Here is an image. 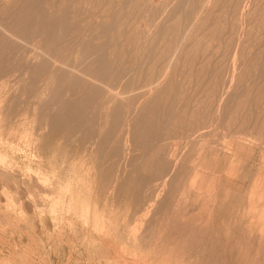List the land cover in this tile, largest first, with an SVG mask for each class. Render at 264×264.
Here are the masks:
<instances>
[{
	"label": "bare ground",
	"instance_id": "6f19581e",
	"mask_svg": "<svg viewBox=\"0 0 264 264\" xmlns=\"http://www.w3.org/2000/svg\"><path fill=\"white\" fill-rule=\"evenodd\" d=\"M130 1L0 0V217L5 221L0 231L15 239L11 228L16 223L11 227L8 220L13 222L14 215L23 214L22 207L15 212L16 207L4 203L5 188H14L9 183L17 172L9 154L24 147L31 156L46 159L49 150L56 149L62 154L57 158L65 162L75 131L68 130V125L64 131L59 124L52 125L69 114L65 109L71 113L70 108H84L95 119L74 111L80 115L75 128L82 134H76L75 153H69L77 155L76 160L72 155L68 161L69 165L76 161L71 164L78 177L74 178L77 193L74 187L76 195H68L72 191L67 194L66 185L62 189L69 197L59 190L63 197L57 206L66 212L67 220L73 218L70 213L75 220L79 217L85 229L82 233L93 243L92 251L106 257L102 260L112 259L114 264H264V0H133L132 11L127 5ZM178 6L187 12L182 9V15ZM96 61L100 66L94 69ZM242 81L250 88L256 86L250 99L259 104L254 101L258 112L257 121L253 120L259 125L236 126L230 121L229 126H215ZM70 91L76 96L71 94V98ZM243 92L242 102L248 101V106L252 101L245 99L251 94ZM62 93H68L72 101L63 99L66 94ZM17 95L28 102L15 112ZM50 109L57 112L55 118ZM156 114L166 119L163 126H159L162 119L156 122L159 116L154 121L158 126H152ZM210 116L209 122L215 125L206 126ZM49 124L62 131L56 133L57 140L73 138L67 149L66 142L62 146L56 137H46L42 130ZM14 138L19 141L16 149ZM49 158L51 165L53 157ZM52 165L50 171L56 167ZM61 169L57 168L65 171ZM32 175L24 179L40 187L43 195L55 189L43 182L45 177ZM25 202L28 211L31 201ZM37 205L40 210L42 205ZM55 207L47 208H51L47 215ZM16 219L20 228L22 220ZM46 226L44 232L50 228L45 231Z\"/></svg>",
	"mask_w": 264,
	"mask_h": 264
},
{
	"label": "rangeland",
	"instance_id": "374dc122",
	"mask_svg": "<svg viewBox=\"0 0 264 264\" xmlns=\"http://www.w3.org/2000/svg\"><path fill=\"white\" fill-rule=\"evenodd\" d=\"M133 3H134V1L131 0L127 5L130 4V8H132V7H133ZM177 8H180V9H177ZM177 8H176L177 11H178V10H179V11L181 10V12H182V9H183V11H185V13L187 12V9L184 10V6H182V8H181L180 6H178ZM176 9H175V10H176ZM132 10H133V8L131 9V11H132ZM177 11H176V12H177ZM179 11H178V12H179ZM179 13H180V12H179ZM185 13L182 12V15L185 14ZM259 34L261 35L262 33L260 32ZM99 64H100V62H99ZM99 64H98V62L96 61L95 64H93L94 66H92V67H93L94 69H96V68H98L97 65H99ZM99 66H100V65H99ZM14 68H18L17 65H16V63H14ZM241 83H244V81L240 82L239 85H241ZM259 83H261V81H260ZM246 85L249 86V87H247ZM246 85H245V83H244V84H242L241 86H238L239 88L237 89V92H236V89H235V90H234L235 93L232 95V98H233V99H231V97H230L229 100H230V99H231V100L226 102L227 104L230 105L231 108H230V107H227L228 109H229V108H230V109H229V110L227 109V112H226L225 116L222 118V121H220L221 123L218 122V123H216V125H215V122H214V121H213V123H210V122H209V118H211V116H210V117L206 118V122H207V123H206V126H207V125H209V126H212V125L220 126V125H222V124H224V126H227L228 124L230 125L231 123H235V125H236V123H240V124H239L240 126H242V124H243V126L246 124V126H248L246 122H249L248 124H249L250 126H251L252 124H254L253 126H258V125H259V124H256V123H255V121H257V120H256V119H257V117H256L257 114H256V113L258 112L257 108H258V105H259V104H258L257 100H255V98H254V99H250V98H253V94H254L253 92H255V90H256L255 87H256V86L254 87V86L252 85V87L250 88V85H249V84H246ZM243 86H245L244 89H243ZM246 87H247V88H246ZM241 88H242V89H241ZM249 88H250V89H249ZM240 89H241L242 91H239ZM248 89H249V91H246V90H248ZM244 90H245L246 92H248V93L243 92ZM76 92H77V91H76ZM240 92H243V93H241V94H243V95H244V93H245V95H246V94H249V95L251 94V95H250L251 97L249 96V98H248V97H247L248 95H247V96H246L247 99H245V100H248V99H249V103H251L250 101H252V103H251L250 105L247 106L248 101H244L245 103H246V102H247V103H246L245 106L243 105V104H245V103L242 102V101L244 100L245 97H244V96L241 97V96H240ZM249 92H251V93H249ZM68 93H69L70 97H71L72 95L74 96V92H71V91H70V92H68ZM68 93H67V94H68ZM252 93H253V94H252ZM62 94H64V96H65L66 93H62ZM67 94H66L65 97H63V95H62L63 99L65 98V100H66V99L71 100L70 97L67 96ZM71 94H72V95H71ZM237 94H239V95H237ZM234 95H237V96L234 97ZM73 96H72V97H73ZM75 96H76V95H75ZM75 96H74V97H75ZM20 97L22 98V96H20ZM20 97H19V95H17V97L14 98L16 104L18 103L17 105L14 103V107L17 106L16 108H14V111H15V112L20 111V109H22V107H24L25 104L28 102V99H27L25 96H24V97H25L26 100L24 99V97H23V99H21ZM66 97H67V98H66ZM68 97H69V98H68ZM72 97H71V98H72ZM240 97H241V99H240ZM16 98H18V99L16 100ZM237 98H239L240 101H239ZM73 99H74V98H73ZM23 100H24V101H23ZM234 100H235L236 102H235ZM25 101H26V102H25ZM66 101H68V100H66ZM71 101H72V100H71ZM233 101H234V102H233ZM254 101L257 102V104H258L257 106H255L256 103H255ZM258 101H259V100H258ZM21 102H22V103H21ZM24 102H25V103H24ZM231 102H233V103L231 104ZM238 102H239L240 104L243 103V104H241L242 106H241ZM235 103H236L237 105L239 104V105L241 106V108L244 107V109H246V110H244L243 108H242V109H243V110H242V109L240 108V106L238 105V106H239V107H238ZM254 103H255V104H254ZM21 104H23V105L21 106ZM233 104H234V105H233ZM18 105H19V106H18ZM229 105H226V106H229ZM232 105H233V106H232ZM235 105H236V106H235ZM251 105H253L254 107H252ZM234 106H235L236 108H234ZM246 106H247L248 108H246ZM18 107H20V108H18ZM232 107H233V108H232ZM251 107H252V108H251ZM237 108H239V111L242 112V113H239V114H238L239 111H238ZM253 108H255V110H254ZM17 109H19V110H17ZM68 109H69V108H68ZM71 109H72V110H71ZM74 109H75V110H74ZM78 109H80V108H78ZM86 109H88V108H86ZM231 109H232V112L229 113V112L231 111ZM234 109H236V110H234ZM240 109H241V110H240ZM247 109L249 110L248 112H247ZM53 110H54V109H53ZM53 110L51 111V109H50V111L52 112V113H51V114H52V117L55 118V115L57 114V112L55 113V110H54V111H53ZM65 110L68 111L69 114L72 113V116H73V117H76V118H72V116H69V117H68V116H67L68 113H66ZM65 110H64V112H63L64 114L59 113V115H60V117H61L62 115H65V113H66V116H67V117H66V116H63V117H61V120H60V118H59V119H58V120L60 121L59 123H58V120H57V121H54V122H55L54 125L49 124V127H47V125H46V126H45L46 129L44 128L42 131L45 133V135H46V137H47L48 139H54V137H56L57 134L59 135V133H60L61 130H63V131L66 130L67 125H68V130L71 131V129H74L75 132H72L73 130L71 131V132H72V133H71V136H73L74 140H73L72 137H70L68 141H65V140H63V139L57 140V139H59V138H57L58 136H57L55 139H56L57 141H62V142H58V143H60V145H62L61 143L64 144V142H66V143L64 144V148H65V149H67V148L65 147V145H66V144L69 145V144L71 143L69 146L66 145V146L69 147L68 149H69L70 152H69V151H68V152H69V153H71V152L75 153V152H74V149H75V146H74V145L77 143V140H76V139H78V137H79L78 135H81V134H82V132L78 130V127L75 128L76 126H79V122H80V120H79V121L77 120V116H80L79 114L82 112L81 114H83V113L86 114L84 118H87V116L90 118V117H91V114L89 113L90 115H88V113H87V112H90L89 109H88V111L85 110V111H87V112H83V111H84V108H81V109L79 110V111H81L80 113H79V111H78L75 107H74V108H70L71 113H70L69 110H67V109H65ZM76 110H77V111H76ZM250 110H251V111H250ZM252 110H253V112H252ZM50 111H49V113H50ZM74 111H76L75 113H79V114H76L77 116H75ZM236 111H238V112H236ZM243 111H244V113H243ZM245 111H246V112H245ZM254 111H255V112H254ZM234 112H236V114H234ZM54 113H55V114H54ZM73 113H74V114H73ZM247 113H248L249 116L247 115ZM61 114H62V115H61ZM69 114H68V115H69ZM230 114H231V116H230ZM245 114H246L247 116H246ZM156 115H157V116H156ZM156 115H155L153 121H151L153 124L149 122L150 124H152V126H155L154 123H156V122L159 123V122H161L162 120H163V121L166 120L165 118H162V116H161L160 114H156ZM228 115H229V116H228ZM232 115H233V116H232ZM234 115H235L236 117H234ZM237 115H238V116L240 115V116H239L240 118H239ZM241 115H242V116H241ZM255 115H256V116H255ZM158 116H159V118H157V119H156V122H154V121H155V118L158 117ZM245 116L249 118L247 121H245V120H246V119H245ZM58 117H59V116H57L56 118H58ZM70 117H71V118H70ZM92 117L94 118V116H92ZM160 117H161V118H160ZM225 117H227V118H225ZM229 117H231L232 120H231ZM232 117L234 118V121H235V119H238V118H239V119L236 120V121L234 122ZM254 117H255L256 119H254ZM53 118H52L51 120H56V119H53ZM62 118H63V119H62ZM64 118H66V119H64ZM67 118H68L69 120H68ZM89 118H88V119H89ZM93 118H90V119H93ZM228 118H229V120H228ZM70 119H75V120H72V121H71ZM88 119H86V120H88ZM94 119H95V118H94ZM158 119H159V121H158ZM161 119H162V120H161ZM223 119H225V121H223ZM244 119H245V120H244ZM62 120H63V121L66 120L67 122L64 121L66 124H65V123H62V122H63ZM210 120H211V119H210ZM226 120H227V121H226ZM253 120H255V121H253ZM69 121H70V122H69ZM75 121H76V123H78V124L75 125ZM84 121H85V120H84ZM92 121H93V120H89L90 123H91ZM163 121H162L161 124H159V126H161V125L163 126L164 123H166V121H164V122H163ZM230 121H231V123H230ZM237 121H238V122H237ZM244 121H245V122H244ZM52 122H53V121H52ZM68 122H69V123H68ZM93 122H95V121H93ZM223 122H224V123H223ZM227 122H228V124H227ZM252 122H253V123H252ZM71 123H72V124L74 123V124L71 125V128H70V124H71ZM84 123H85V122H84ZM87 123H88V122L86 121L85 124H87ZM90 123H88V124H90ZM149 123H148V125L150 126ZM157 123H156V126H158ZM35 124H36V125H35ZM35 124H34V126H37L38 123H35ZM56 124H57V125H56ZM58 124H59L60 126H59ZM62 124H63V125H66V126H62ZM211 124H212V125H211ZM26 125H27V124H26ZM26 125H25V126H26ZM51 125H52V126H55V125H56V126H59V127L61 128V130H60L59 127H57L58 129H57V128H52ZM74 125H75V126H74ZM229 125H228V126H229ZM232 125H234V124H232ZM232 125H231V126H232ZM235 125H234V126H235ZM239 125H238V126H239ZM30 126H32V125H30ZM72 126H74V127H72ZM222 126H223V125H222ZM236 126H237V125H236ZM49 128H50V129H49ZM63 128H65V129H63ZM52 129H53V130H52ZM54 129H55V130H54ZM44 130H45V131H44ZM77 130H78V131H77ZM76 131H77V132H76ZM49 132H50V134H51L53 137L49 134ZM61 132H62V131H61ZM46 133H47L48 135H47ZM56 133H57V134H56ZM79 133H80V134H79ZM53 134H55V135H53ZM72 134H73V135H72ZM76 134H78V135H76ZM49 136H50V137H49ZM76 136H77V137H76ZM154 136H155V135H154ZM71 138H72V139H71ZM14 140H15V142H14V146H15V149H16V145H17V143H18L19 141H18V139H16V138H14ZM72 140H73V141H72ZM16 141H18V142H16ZM63 141H64V142H63ZM69 141H72L73 144H72V142L69 143ZM74 141H75V142H74ZM22 142H23V141H22ZM15 143H16V145H15ZM72 145H73L74 147H73ZM22 146H23V144H22ZM24 146H25V145H24ZM62 146H63V145H62ZM18 148H19L21 151H20ZM22 148H23L24 150L21 149V147H17L18 151H16V150L14 149V150H15L14 153L9 154L10 157H8L9 160H10V158H11V160H12V161H11V162H12V166H13L12 169H13L14 171L17 170V172H15V174H16L17 177H15V174H14V178H13V179L11 180V182L9 183V185L11 184V186L14 187L12 190H10V189H8V188H7V189H8V190H7V189L5 188V192L7 193V194H6V200H7V201L4 200V201H5L4 203H5V206H6V204H7V206H9V207H10V206H12V207H13V206L16 207V208L13 207V208L15 209V210H14L15 212H17V211L20 212V211H21V213H23V214H20V213L18 214V213H17V215H20L21 217H22V215H23V217H22L23 219H24V218H27L30 214H32V212H34V214H33V215H30V216L28 217V220H27V221H31L30 217H32V219H33L32 221H33V222H32V221H31L32 223H31V222H27L26 219H24V222L26 221V222H25V226H24V225H23L24 223H22L23 219H22L20 216L16 217L17 215H16V216L14 215V220H13V222H12V220L10 221V219L8 220L9 223H10V222L12 223V224L10 223V224H11V225H10L11 227L16 223V224H15L16 227L11 228L12 230L14 229V234H15L14 236H15V237L13 236V238H15V239H9V236H7L8 238L5 237L7 234L4 235V234L0 231V242H1V244H0V248H1V249H0V252H2V253H0V255H1V256H0V259H1L5 264H13V263H14V264H78V263H80V264H81V263H82V264H87V263H88V264H91V263H92V264H97V263L103 264L102 262H104V264H109V262H110L111 264H114V263L111 262L112 259H110L111 261H109V259L107 258V261H104V260H106V257L103 258L101 255L97 254L96 252L94 253V251H92L91 247H93V246H91V245H92L93 243L90 242V241L88 240V238L86 239L85 234L82 233V232H83L82 230H85V229H83L82 224L78 221V218H79V217H78V218L76 217V220H75V216H73V213H72V214L70 213V215L68 214V215H69V218L73 217V218H71L73 221H72L71 219H70L71 221H69V219H68V220L66 219V218H67V216H65L66 212L63 211V210L61 209V208H62L61 206H59V207L57 206V202L59 203V199H60V198L62 199V197L66 194V191H67V194H68L70 191H72V188L75 187L73 190L76 191V192H74V193H77V189H76V188H77V184H78V183L75 182V181L78 179V177H77V173L74 172V171H75V170H74V165L71 164V163H75V162H76V161H75V162H73V161H74V159L76 160V158H77L76 156H77V155H75V154H73V153H72V154H69V153H68L67 156L69 155V157H68L67 159H66V157H64L65 162H63V157H62V158L59 157L60 159L57 158L58 156H62V154H60V152H58L56 149H55V150H54V149H50V150H49L50 154L52 153V154H51L52 156L49 154V152L47 153V154H49L48 156H50V158H52V157L54 158V160H52L53 158L50 159V158L47 157V156H46V159H45V158L42 159V158L34 157L35 155H34V156L32 155V156H33V157H32L31 154H30V152L28 153V151H25L26 149H25L24 147H22ZM70 148H71V149H70ZM72 148H73V149H72ZM22 150H23V151H22ZM27 150H28V148H27ZM51 150H52V151H51ZM53 150H54V152H53ZM72 150H73V151H72ZM55 151H56V152H55ZM16 152H18V153H16ZM55 153H56V154H55ZM25 154H26V156H25ZM28 154H30V155H28ZM53 154H54V155H53ZM11 155H13V156H11ZM18 155H19V156H18ZM72 155H75V158H73L74 156L72 157ZM29 156H30V157H29ZM27 158H28L29 160H28ZM30 158H31V159H30ZM48 158L50 159V160H49L50 162H51V161L54 162V163L51 162V165L53 164V165H52L53 168H54V166H56V165H60V164H61V161H62L61 166H62V165L65 166V167H63V166H62V167L65 168V171H66V173L69 175L70 178H69L68 175L65 173V171L63 170L62 167H59V166H58V167H57V166L55 167L56 170H57V168H59V169L62 168V169H61V170H63V172L61 171L62 173L59 172V170H57V172H56L55 168H54L53 170H52V168H51L52 171H50V167H51V165L47 162ZM72 158H73V159H72ZM24 159H25V160H24ZM55 159L57 160L56 162H55ZM58 159H59V160H58ZM68 159H69V160H70V159L73 160V161L70 163V165H69V161H68ZM36 160H37V161H36ZM41 160H42V161H41ZM45 160H46V162H45ZM43 161H44V162H43ZM38 162H39L40 164H41V162H42V165L38 164ZM57 162H59V163L56 164ZM67 162H68V164H67ZM21 163H22V164H21ZM27 163H28V164H27ZM32 163H33L34 165H31ZM36 163H37V164H36ZM65 163H66V165H65ZM43 164L45 165V167L43 166ZM68 165H69V166H68ZM26 166H27V167H26ZM39 166L41 167V169L43 168V169H42L43 171H42L40 168H37V167H39ZM46 166H47V167L49 166V167H48V168H49L48 170L46 169V168H47ZM71 166H72V167H71ZM20 167H21V168H20ZM23 167H24V168H23ZM25 167H26V168H25ZM66 167H69V168L67 169ZM34 168H37L38 171L36 172ZM39 169H40V170H39ZM66 169H67V170H66ZM69 169H70V170H69ZM44 170H45L46 172H45ZM68 170H69L70 172H69ZM73 170H74V171H73ZM33 171H34V172H33ZM40 171H41V172H40ZM54 171H55V172H54ZM43 172H44V173H43ZM73 172H74V173H73ZM26 173H27V174H26ZM32 174H33V175L37 174V176L40 175V177H45V178H43V182L45 183V181H46L47 183H45V184H46L47 186L50 184L48 187H54L55 189H53V188H52V189L55 190V191H53L51 188H49L50 190L48 189V191H45V193H44V195H47V196H44V195H43V192H42V189H40V187H38V186H37L36 184H34L33 182H29V183H28V181L26 180V179L28 178V176H30V175H32ZM42 174H43V176H42ZM59 174H60V175H59ZM62 174H63V175H62ZM65 174H66V175H65ZM71 174H72V175L75 174V176H72ZM33 175H32V176H33ZM56 175H57V176H56ZM61 175H62V176H61ZM35 176H36V175H35ZM61 177H62V178H61ZM76 177H77V178H76ZM24 178H26V179H24ZM59 178H60V179H59ZM63 178H64V180H63ZM68 178L70 179L69 181H68ZM74 178H76V180H74ZM15 180H16V181H15ZM25 180H26V181H25ZM62 180H63L64 182H63ZM72 180H74V181H72ZM14 181H15V183H16V182H17V183H16V184L13 183ZM71 181H72V182H71ZM62 182H63V184H62ZM68 182H70L71 184L68 183ZM54 183H56V184H54ZM74 183H77V184H75V186H74ZM27 184H28V185H27ZM29 184H30V185H29ZM52 184L55 185V186H52ZM57 184H58V185H57ZM68 184L73 185V186H70V185H68ZM17 185H18V186H17ZM59 185H60V186H59ZM66 185H67L68 187L70 186V188L68 189V187H67ZM26 186H27V188H26ZM58 186H59V187H58ZM63 186H64V187H63ZM65 186L67 187L66 189H65ZM4 187H5V186H4ZM36 187H37V188H36ZM56 187H57V188H56ZM38 188H39L40 190H39ZM62 188H64L66 191H64V189H62ZM61 189H62V191H61ZM9 190H10V191H9ZM14 190H15V191H14ZM51 190H52V191H51ZM56 190H57V191H56ZM59 190H60L61 192L64 191V192H63V196H62L61 194L58 193V192H60ZM68 190H70V191H68ZM21 192H22V193H21ZM40 192H41V193H40ZM52 192H53V193H52ZM55 192H56V194H55ZM11 193H12V194H11ZM36 193H37V194H36ZM72 193H73V191H72L71 193H69L68 195H72ZM74 193H73V196L76 195V194H74ZM8 194H9V196H8ZM40 194H41V196H39ZM49 194H50L52 197L48 198L49 200H46L45 197L50 196ZM67 194H66V195H67ZM21 195H22V196H21ZM32 195H33V196H32ZM56 195H57V196H56ZM58 195H59V196H58ZM66 195H65V196H66ZM68 195H67V197H69ZM30 196H31V197H30ZM54 196H55V197H54ZM60 196H61V197H60ZM14 197H15V199H14ZM24 197H25V198H24ZM37 197H38V198H37ZM40 197H42V198H40ZM4 198H5V196H4ZM29 199H30V200H29ZM41 199H42V201H41ZM50 199H51V200H50ZM54 199H58V200L55 201ZM21 200H22V201H21ZM25 200H26V202H27V201H28V202L31 201V202H29V203H31L30 205L33 207V208H32V207L30 206V209L32 208V210L29 209L31 212H30L29 210H28V211H29V212H28L27 209H24V208H25V204H24V201H25ZM35 200L37 201L38 204H39V202H40V204L37 205L36 202H35ZM38 200H39V201H38ZM44 200H45V201H44ZM53 200L56 202V207H55V202H54ZM9 201H10V203H11L12 205H10ZM43 201H44V202H43ZM47 201H48V202H47ZM7 202H8V203H7ZM26 202H25V203H26ZM50 202H51V204H50ZM52 202H53L54 204H52ZM4 203H3V204L1 203V204L4 205ZM22 203H23V204H22ZM41 203H43V204H41ZM45 203H46V204H45ZM48 203H49V204H48ZM8 204H9V205H8ZM13 204H14V205H13ZM33 204H35V205H33ZM44 204H45V207H44ZM22 205H24V206H22ZM36 205H37L38 207H39L40 205H42V206L39 208L40 210H38L37 207H34V206H36ZM47 205H48L49 207H51V208L55 207V211H51L50 214H52V212H53L54 215H53V214H52V215H53L54 217H55L57 214H59L60 216H58V218H56V217H57V216H56V217H55L56 219H55L52 215L50 216V215L48 214V215H49V216H48L47 213H49V211H50L51 208H50V209H47V208H49V207H47ZM59 205H60V204H59ZM12 207H11V208H12ZM18 207H19V208L22 207V208H23V211L20 210V209H22V208L19 209ZM46 207H47V208H46ZM60 207H61V208H60ZM34 208L37 209V211H36ZM43 208H44V210H43ZM56 208H59V209H56ZM45 209H46V211H45ZM53 209H54V208H53ZM19 210H20V211H19ZM33 210H34V211H33ZM60 210H61V212H59ZM26 211L28 212L27 214H26ZM39 211H40V212H39ZM43 211H45L46 214H45V213H41V212H43ZM62 211H63V212H62ZM15 212H14V214H16ZM35 212H36V213H35ZM64 212H65V213H64ZM24 213H25V214H24ZM29 213H30V214H29ZM37 213H38V214H37ZM56 213H57V214H56ZM60 213H61V214H60ZM39 214H45V215H42V216H41V215H39ZM62 214L65 216V217H63V218H64V221H61V220H63V218H61V217L63 216ZM37 215H39V217H36ZM26 216H27V217H26ZM40 216H41V217H40ZM35 217H36V218H35ZM51 217H53V218H51ZM59 217L61 218V220H60ZM16 218H18V220H19V218H20V220H22V221L19 220V221L21 222V224H22V225L20 224V228H19V224H18L19 222H17V221L14 222ZM34 218H35V219H34ZM38 218H39V219L42 218L41 220H42V222L44 223L43 225H45V226L47 225L46 228H45V231H46L47 227H50V228L47 229L46 232H44V227H45V226L43 227V225L41 224V220H40V222H39V219H38ZM44 218H46V219H44ZM50 218H51V219H50ZM11 219H12V218H11ZM43 219H44V220H43ZM58 219H59V220H58ZM2 220H3V219L0 217V224L2 223V222H1ZM16 220H17V219H16ZM47 220H48V221H47ZM56 220H57V221H56ZM65 220H66V222H65ZM46 221H47V222H46ZM51 221H52L53 223H52ZM55 221H56L59 225H58ZM58 221H59V222L61 221V223H59ZM75 221H76V222H75ZM3 222H5V221L3 220ZM45 222L48 223V224H46ZM63 222H64V224H63ZM69 222H70V223H69ZM74 222H75V224H73ZM78 222H79V223H78ZM26 223L28 224L27 227H26V225H27ZM29 223L32 224V225H34V224L37 223V225L31 227L32 225L29 226V225H30ZM55 223L57 224L58 227L55 226V225H56ZM66 223H67V224L69 223V224L66 225ZM77 223H78V224H77ZM17 224H18V226H17ZM53 224H55V225H53ZM80 224H81V226H82V227L80 226L81 228L79 227ZM50 225H52V226H50ZM60 225L63 227V229L60 228V227H61ZM63 225H65V226H63ZM73 225H75L76 227H74ZM77 225H78V226H77ZM4 226H5V225H3V228L6 227V226H5V227H4ZM23 226H24V227H23ZM40 226H42V227H40ZM53 226H54V227H53ZM69 226H70V227L73 226V228H77V229H78V231H77L78 233H80V231H81L80 236H77V234H78L77 232H76L77 234L75 233L74 235H75V237L77 236V237L81 238L84 242H82L81 239L78 238V240H77V237H76V238L74 237V235H73L74 230H73V228H72V230H71L70 228H68ZM17 227H18L19 229H17ZM21 227H22V228H21ZM37 227H38V228H37ZM56 227H57V228H60V229H54V228H56ZM64 227H66L65 229H66L67 232H66V231H63V230H64ZM1 228H2V227H1ZM3 228H2V229H3ZM15 228H16V229H15ZM25 228H27V229H25ZM29 228L31 229L32 232H33L34 228L37 229V230H36V233H35V231H34L33 233L30 231V232L32 233V234L30 235V234H29V230H30ZM41 228H43V231H42ZM79 228H80V229H79ZM84 228H85V227H84ZM20 229H21V230H22V229H25V230H24L25 232H24L23 230L21 231ZM28 229H29V230H28ZM50 229H51V230H50ZM77 229H76V230H77ZM17 230H18V232H19V236H20V237H18V233H16ZM27 230H28V232H26ZM48 230H49V231H48ZM55 230H56V231H55ZM57 230H58V231H57ZM15 231H16V232H15ZM20 231H21V232H20ZM54 231H55V232H54ZM62 231H63V232H62ZM69 231H70V235H68V234H69V233H68ZM40 232H42V233H40ZM72 232H73V233H72ZM1 233H2L3 235H2ZM24 233H25V234H24ZM26 233H27V235H26ZM44 233H46V234H44ZM36 234H37V236H36ZM42 234H43V235H42ZM47 234H48V235H47ZM57 234H58V235H57ZM1 235H2V236H1ZM33 235H34V236H33ZM44 235H45V237H44ZM62 235H63V236H62ZM65 235L68 236V239H67V236L64 237ZM78 235H79V234H78ZM81 235H82V236H81ZM22 236H23V237H22ZM28 236H31L32 238H31V237L29 238ZM71 236H72V237H71ZM16 237H18V238L16 239ZM35 237L39 240V242H38V240H37V241H36L37 243L33 244V243L35 242V239H36ZM38 237H39V238H38ZM40 237H41V239H40ZM55 237H56V238H55ZM70 237H71V238H70ZM82 237H84V238H82ZM20 238H21V239L23 238V240L25 239L27 242H26L25 240H24V241L20 240ZM33 238H34V242H32V240H30V241H31V243H30V242L28 241V239H33ZM74 238H75L77 241H76V240L74 241ZM1 239H2V240H1ZM3 239H4V240L6 239V240L3 241ZM8 239H9V241H8ZM70 239H71V240H70ZM13 240H14V241H13ZM16 240H18V242H19V240H20V242H19V243H16V242H17ZM80 240H81V241H80ZM6 241L9 242V243H7ZM42 241H43L44 243H43ZM62 241H63V242H62ZM65 241H66V242L68 241V242H67V243L69 244L68 246L65 245V244H67ZM79 241H80V243H79ZM2 242H3L4 244H3ZM13 242H14L15 244H17V245H16L17 247L15 246V244H12ZM41 242L43 243V245H42ZM45 242H46V244H45ZM64 242H65V243H64ZM81 242H82V243H81ZM87 242H88V244L90 243V246H89V245L87 246ZM29 243H30V244H29ZM38 243H40V244L42 245V247H40L41 245L38 244ZM75 243H76V244H75ZM78 243H79V244H78ZM91 243H92V244H91ZM9 244H10V245H9ZM19 244H20V245H19ZM52 244H53V245H52ZM71 244H72V245H71ZM73 244H74L75 246H74ZM2 245H3V246H2ZM4 245H5V246H4ZM7 245H8L9 247H11V248H9ZM29 245H30V246H29ZM76 245H77V246H76ZM81 245H83V247H82ZM1 246H2V247H1ZM12 246H13V249H12ZM19 246H20V247H19ZM33 246H34V247L36 246V248H34ZM37 246H38V247H37ZM50 246H51V247H50ZM62 246H65V247H64L65 249H64ZM69 246H70V247H69ZM84 246H85V247H84ZM86 246H87V248H86ZM5 247H7V248H5ZM31 247H32V248H31ZM67 247H68V248H67ZM71 247H73V249H74V247H75L74 250L76 251V249H77V251L74 252L73 249H72ZM2 248H3V249H2ZM8 248H9L10 250H9ZM15 248H16V249H15ZM27 248H28V249H27ZM37 248H38V249H37ZM39 248H40V250H42V251L44 250V251H43V252L40 251ZM84 248H85V249H84ZM11 249H12V250H11ZM14 249H15L16 252L18 253V254H17L16 252H15L16 254L13 253L15 257H13V255H12V252L15 251ZM17 249H18V250H17ZM35 249H36V250H35ZM63 249H64V251H63ZM71 249H72V250H71ZM81 249H82V250H81ZM87 249H88V250H87ZM90 249H91V250H90ZM24 250H25V251H24ZM28 250H29V251H28ZM66 250H67V251H66ZM70 250H71L72 252H71ZM84 250H85V251H84ZM10 251H11V252H10ZM30 251H31V252H30ZM48 251H49L50 254L48 253ZM65 251H66V252H65ZM5 252H7V253H5ZM67 252H68V253H67ZM78 252H79V253H78ZM87 252H88V253H87ZM90 252H91V254H90ZM9 253L11 254V257H12L11 259H10V257H9V256H10ZM30 253H31V254H30ZM35 253H37V254H35ZM3 254H4V256H5V258H6L7 260H6V259L4 260V256H3ZM23 254H24V255H23ZM25 254H26V255H25ZM41 254H42V255H41ZM70 254H71V255H70ZM79 254H81V255L79 256ZM87 254L90 255V256L88 257ZM92 254L95 255L96 257L94 256V257H95V258H94ZM18 255H19V256H18ZM37 255H38L39 257H38ZM91 255H92L93 258L91 257ZM97 255H98V256H97ZM2 256H3V257H2ZM26 256H27V257H26ZM43 256H44L45 258H43ZM100 256H101V257H100ZM8 257H9V258H8ZM21 257H22V258H21ZM40 257H41V259H43V260H41ZM97 257H98V258H97ZM2 258H3V259H2ZM17 258H18V259H17ZM23 258H24V259L26 258V259L24 260ZM88 258H89V259H88ZM8 259H9V260H8ZM13 259H14V260H13ZM21 259H23V260H21ZM35 259H36V260H35ZM38 259H39V260H38ZM68 259H70V260H68ZM83 259H84V260H83ZM93 259H94V260H93ZM100 259H101V260H100ZM102 259H104V260H102ZM10 260H11V262H10ZM12 260H13V261H12ZM89 260H90L91 262H90ZM99 260H100L101 262H100ZM2 261H0V262H1L0 264L3 263ZM6 261H7L8 263H7ZM30 261H31V262H30ZM49 261H50V262H49ZM75 261H76L77 263H76ZM78 261H79V262H78ZM94 261H95V263H93ZM96 261H97V262H96ZM108 261H109V262H108ZM25 262H26V263H25ZM84 262H85V263H84ZM105 262H106V263H105ZM4 263H3V264H4Z\"/></svg>",
	"mask_w": 264,
	"mask_h": 264
}]
</instances>
